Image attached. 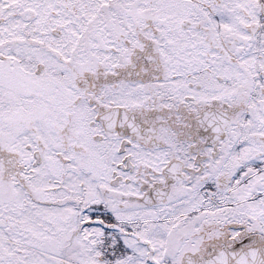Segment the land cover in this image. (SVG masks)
Listing matches in <instances>:
<instances>
[{
    "label": "snow or ice",
    "instance_id": "snow-or-ice-1",
    "mask_svg": "<svg viewBox=\"0 0 264 264\" xmlns=\"http://www.w3.org/2000/svg\"><path fill=\"white\" fill-rule=\"evenodd\" d=\"M0 264H264V0H0Z\"/></svg>",
    "mask_w": 264,
    "mask_h": 264
}]
</instances>
